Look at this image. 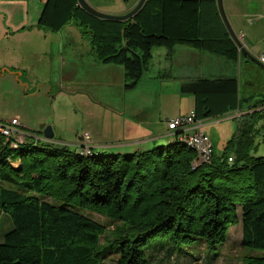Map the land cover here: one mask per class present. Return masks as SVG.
<instances>
[{
	"label": "trees",
	"instance_id": "1",
	"mask_svg": "<svg viewBox=\"0 0 264 264\" xmlns=\"http://www.w3.org/2000/svg\"><path fill=\"white\" fill-rule=\"evenodd\" d=\"M207 2L210 11L203 8ZM38 20L51 30L74 22L88 34L96 60L121 68L123 90L139 83L154 48L170 56L173 46L185 45L227 59L236 50L215 0H144L122 21L91 16L76 0H45ZM213 20L221 23L218 36L204 28ZM236 90L234 77H197L179 86L202 110H193L195 119L226 109L206 111L210 93L226 92L231 100ZM172 131L174 140L137 155L84 154L43 139L12 147L0 133V214L12 223L0 242V264H102L108 256L111 264H161L165 252L156 239L185 244L199 238L214 250L238 222L240 245L257 251L243 255L241 264H264V155L248 154L247 142L234 136L227 144L236 146L232 156L216 162L211 152L201 161L182 132ZM86 212L108 220L109 237L107 225Z\"/></svg>",
	"mask_w": 264,
	"mask_h": 264
},
{
	"label": "rangeland",
	"instance_id": "2",
	"mask_svg": "<svg viewBox=\"0 0 264 264\" xmlns=\"http://www.w3.org/2000/svg\"><path fill=\"white\" fill-rule=\"evenodd\" d=\"M85 1L92 8L110 10L96 9L111 14H117L115 11L118 8L134 2V0ZM51 33L57 34L55 31ZM253 34L259 35L256 32ZM61 36L62 41L56 39L55 44L52 42L50 64L39 63V67L35 66L41 80H32V75H29L26 70L22 72L18 69L14 70L19 73L18 75L12 73L13 71L7 66H4L6 72L0 74V125L7 126L11 119H15L17 125L12 129L18 131L14 135L16 140L31 143L36 139L40 141L42 129L49 126L52 133L54 130L55 135L60 134L66 140L77 141L78 143L74 144L75 148H81L85 142L84 140L82 142L83 138L78 140L85 131L92 134L93 141H97L96 133H100L101 137L111 138L110 141H105L107 143L103 147L120 149L112 154L132 153L123 147L135 143L126 141L128 126H132L131 130L136 134L143 130L133 126L130 121L132 119L129 117L131 109L139 108L140 104L143 107L142 114H145L150 121V125H147V130H150L149 137L157 140L148 150L164 146L177 137L178 134H173V131H165L166 120L184 115L181 112H183L185 100L181 95L179 102L176 98L177 80L169 77L176 74V69L161 55V52L165 51L164 48L152 50L149 66L139 83L133 89L124 91L118 83L121 79L119 75L115 78V76L101 74L100 81L88 82L97 74L94 66L96 64L92 63L93 55L88 43V34L74 22L69 21L61 31ZM21 38L22 36H15L0 40V58L8 59L10 54L4 55V51L21 44L24 41ZM258 45L263 47L264 40L258 42ZM30 62L33 63L32 59ZM35 64L38 63L35 62ZM233 73L240 79L234 99L226 103V109L222 112L203 118L201 127L203 133L209 138L211 152L216 162L226 155L234 154L236 146L227 145L228 140L234 136L235 140L247 142L248 154L264 155V112L259 110L264 106H259L263 101H256L261 98V94L257 90L248 89L249 75L243 68L239 70L236 66ZM158 74H165V77H158ZM195 74L205 76L206 73L198 71ZM83 98L90 104L89 107L81 104ZM120 98L123 100V109H113L116 105L112 104V101ZM232 100L233 105H231ZM144 125L143 123L142 126ZM89 145H91L90 141ZM109 153L111 152L107 150L103 152L104 155ZM133 154L137 155L136 152ZM149 154L154 155L155 150ZM86 213L107 225L105 234L109 237L111 226L108 220L93 212ZM236 215L239 218V205H236ZM11 227L12 223L8 214L1 213L0 242L3 240L4 233ZM156 240L162 244L165 252L161 264H241L243 255L257 253L240 245V222L227 228L224 242L214 250L207 249L199 238L185 244L168 243L164 238ZM113 256L115 257V254ZM112 259V256H108L102 264H111Z\"/></svg>",
	"mask_w": 264,
	"mask_h": 264
},
{
	"label": "crops",
	"instance_id": "3",
	"mask_svg": "<svg viewBox=\"0 0 264 264\" xmlns=\"http://www.w3.org/2000/svg\"><path fill=\"white\" fill-rule=\"evenodd\" d=\"M136 1L137 0H134L131 5L118 8V10H116L115 12L117 14L124 13L125 11L130 9ZM44 3L45 0H0V40L12 38L15 36H22L21 39H24V41L17 47L8 48L6 51H4V55H8L7 53H9L10 57L8 59L0 58V74L6 72L4 66H7L13 71L12 73H15L17 75L19 73H16L14 70L18 69L21 72L26 70L29 72V75H32V80L42 79L41 76H39L40 74L38 75V73H36L37 69H35V66L38 65L39 67V63L41 65L50 64V51L52 48V42L55 44L57 41L56 39L62 41L63 38L61 36V31L69 22L66 21L62 23L56 30H51L46 26H40L38 24V19L41 15V12L43 11ZM221 5L229 26L231 27L238 41L241 43V45L249 55L258 60V57L264 53V46L260 47L258 45V42L264 40V0H221ZM203 8L210 11L212 10V4L207 2V4H204ZM96 9L105 10V8L99 7ZM204 28L210 29L208 30L209 35L211 33H214L212 35L215 36L220 35V32L222 30L220 21L216 20L205 21ZM52 31H55L57 33L55 35L57 36L52 35ZM254 32L259 34V37L254 35ZM164 49L165 51L161 52V55H163L164 59H166L169 64L174 66L176 69V74L174 76H169L177 80L176 98H178L177 100L179 102V98H181V95L183 96V100H185L184 109L183 112H181L182 114H186L189 111H193L194 109L198 113H202V110L194 96L190 94L180 93V84L191 82L197 77H204L208 79L234 77L236 79L238 88V81H240V79H238L233 73V69L236 66L239 70L243 68L248 73V89L257 90L260 92L261 98L256 99V101L264 100V71L253 62H251L245 55L241 54L237 47L235 51L233 50L229 52L228 57H230V59L208 52L198 51L185 45L173 46L170 50V56L168 55V50L166 48ZM30 59H32L33 63L30 62ZM95 59L93 55V61H91L93 64H96L94 66L97 74L95 78H91V80H88V82L96 83L100 81L101 74L105 76H115V78L116 75H119L121 79L118 80V83H120V86L122 88L123 81L121 68L116 64L104 63ZM35 62H37L38 64H35ZM198 71L199 73L205 71V76L196 75L195 73ZM157 76H161V78H163L165 77V74H158ZM228 99V94L226 92L220 94L210 93L208 95V104L206 111L218 112L226 106V103L229 101ZM81 104L86 107L90 106L85 98L81 100ZM112 104L116 105L117 107L116 108L112 105L114 107L113 109H123V100L121 98L113 100ZM142 108V104H140L139 108L135 107L131 109L129 113V117L132 119L130 121L133 123V126L140 127V129L143 130L142 132L136 134L135 131L131 130L132 126H128L129 129L126 141H132L135 143L124 145L123 148L126 151H146L150 149L149 147L157 141L149 137L150 132L148 131L150 130H147V125H150V121H148L145 114H142ZM237 109L239 110V105ZM170 119L172 118H167L166 123ZM197 120L201 122V129L204 119L198 118ZM141 123H144L146 126H142ZM129 125L132 124L129 123ZM165 128V131H172L167 129V126ZM84 132L85 131H83L82 133ZM86 133L88 135V142L90 141L91 143V152L102 153L107 150L111 153H114V151H120V149L115 150V148L103 147L104 144L107 143L105 141H110L111 138L107 139L101 137L100 133H96L97 141H93L94 139L92 134H89L88 132ZM173 134H176V132H173ZM63 137L64 136H61L60 134L55 135V132L53 130L52 138L55 143H63L68 145L71 144V146L74 147V144L78 143L77 141L66 140L65 137ZM41 139H43L42 136ZM81 139L82 136H79L78 140Z\"/></svg>",
	"mask_w": 264,
	"mask_h": 264
},
{
	"label": "built area",
	"instance_id": "4",
	"mask_svg": "<svg viewBox=\"0 0 264 264\" xmlns=\"http://www.w3.org/2000/svg\"><path fill=\"white\" fill-rule=\"evenodd\" d=\"M258 61L264 65V53L258 57ZM16 125L17 121L15 119H11L7 126L0 125V133L7 140H10V145L12 147L16 146V141L20 142V140L18 141L14 137L17 130L12 129V127ZM200 125L201 122L194 118L193 111H189L184 115L176 116L166 123L167 129H179L180 132H182L181 139L195 151L199 160L208 161L211 155V143L208 136L200 129ZM82 138L85 142L81 145V150L86 154L90 149L86 132L82 134ZM228 161H230V158H228Z\"/></svg>",
	"mask_w": 264,
	"mask_h": 264
},
{
	"label": "water",
	"instance_id": "5",
	"mask_svg": "<svg viewBox=\"0 0 264 264\" xmlns=\"http://www.w3.org/2000/svg\"><path fill=\"white\" fill-rule=\"evenodd\" d=\"M76 2L80 8H82L86 13H88L91 16H94V17H97L100 19L111 20V21H122V20H125V19L129 18L130 16H132L141 7L144 0H137L130 9H128L124 13H118V14H111V13L98 11V10L92 8L85 0H76ZM215 3H216V9H217L218 15H219L227 33H228L230 39L233 41V43L235 44V46L237 47L239 52L241 54L245 55L251 62H253L255 65H257L260 69H262L264 71V65L262 63H260L256 58L249 55L245 51V49L243 48L241 43L238 41L236 36L234 35V33H233L231 27L229 26V23H228L225 15H224L222 5H221V0H215ZM52 136H53V133L51 131V128L49 126H45L42 129L43 140H45L49 143H55Z\"/></svg>",
	"mask_w": 264,
	"mask_h": 264
}]
</instances>
